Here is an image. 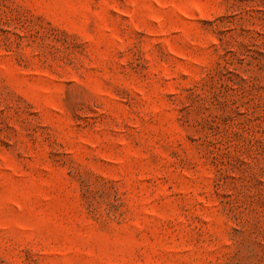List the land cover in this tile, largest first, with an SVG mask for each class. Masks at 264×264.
<instances>
[{
    "label": "rangeland",
    "instance_id": "1",
    "mask_svg": "<svg viewBox=\"0 0 264 264\" xmlns=\"http://www.w3.org/2000/svg\"><path fill=\"white\" fill-rule=\"evenodd\" d=\"M0 264H264V0H0Z\"/></svg>",
    "mask_w": 264,
    "mask_h": 264
}]
</instances>
